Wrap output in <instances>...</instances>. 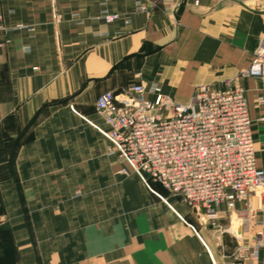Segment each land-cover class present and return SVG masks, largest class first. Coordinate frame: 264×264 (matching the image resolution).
Instances as JSON below:
<instances>
[{
    "label": "crops",
    "instance_id": "0c3cea01",
    "mask_svg": "<svg viewBox=\"0 0 264 264\" xmlns=\"http://www.w3.org/2000/svg\"><path fill=\"white\" fill-rule=\"evenodd\" d=\"M263 39L264 0H0L1 151L23 185L0 197L10 214L0 238L12 240H0V264L233 262L236 235L252 245L257 206L249 231L241 204L207 225L161 185L154 194L117 176L126 165L106 153L96 102L157 84L187 105L200 86L240 78L258 119L260 83L243 74Z\"/></svg>",
    "mask_w": 264,
    "mask_h": 264
},
{
    "label": "built area",
    "instance_id": "2783aa9c",
    "mask_svg": "<svg viewBox=\"0 0 264 264\" xmlns=\"http://www.w3.org/2000/svg\"><path fill=\"white\" fill-rule=\"evenodd\" d=\"M138 8L144 10L141 4ZM104 19L111 23L119 17L105 13ZM243 76L260 83L255 106L257 123L264 129V39ZM96 110L103 120L104 127L97 130L106 139L107 155L124 163L152 193L156 194L150 186L154 182L179 197L205 224L217 223L223 215L221 207L232 210L241 204L242 228L249 231L250 200L259 199L252 245L246 247L236 235L240 244L229 264L260 260L264 170L258 166L255 120L240 78L225 81L222 90L200 86L187 105L171 102L157 84H141L119 95L102 94Z\"/></svg>",
    "mask_w": 264,
    "mask_h": 264
},
{
    "label": "rangeland",
    "instance_id": "374dc122",
    "mask_svg": "<svg viewBox=\"0 0 264 264\" xmlns=\"http://www.w3.org/2000/svg\"><path fill=\"white\" fill-rule=\"evenodd\" d=\"M257 81L254 83V87H258ZM253 95V94H252ZM254 102H250V107H254ZM256 108V107H254ZM257 111L259 112V109L257 108ZM254 120V119H253ZM255 127L261 131L262 139L259 141L261 143L260 150L258 149V140L257 137L255 136V144H256V149H257V157L261 155V151H264V129L263 127L257 123V119H255ZM2 136H0V197H3V194L9 193L12 188L15 190H21L23 189V185L21 184V180L19 178V171L16 168V158L15 157H9L7 155L6 149L4 147V150L1 151L2 149ZM106 140V139H105ZM127 168L124 167V169H120L116 175H120L121 177H127L129 175H136L131 169H125ZM264 170V169H262ZM154 183V182H152ZM152 183L150 184L151 189L155 192L153 189ZM146 187V186H145ZM148 192H151L147 187H146ZM168 193L172 194L171 192L168 191ZM4 200V199H3ZM0 202V225L4 222H6L9 219V212L7 210V206L4 201ZM260 200L259 199H251L250 203L255 204L257 208L260 206ZM264 202V201H263ZM253 206V205H252ZM208 225V224H207ZM1 235V234H0ZM0 240H3L5 242H11V236L10 234H4ZM255 264H262L260 263V260L256 262Z\"/></svg>",
    "mask_w": 264,
    "mask_h": 264
}]
</instances>
